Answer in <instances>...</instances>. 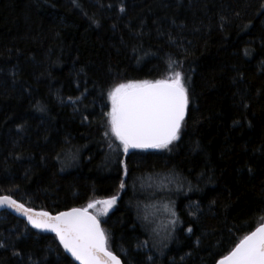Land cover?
Here are the masks:
<instances>
[{"label": "trees", "instance_id": "trees-1", "mask_svg": "<svg viewBox=\"0 0 264 264\" xmlns=\"http://www.w3.org/2000/svg\"><path fill=\"white\" fill-rule=\"evenodd\" d=\"M177 71L181 138L124 155L109 91ZM0 195L52 213L118 195L100 221L124 264H217L264 223V0H0ZM0 243V264H79L6 209Z\"/></svg>", "mask_w": 264, "mask_h": 264}, {"label": "snow or ice", "instance_id": "snow-or-ice-1", "mask_svg": "<svg viewBox=\"0 0 264 264\" xmlns=\"http://www.w3.org/2000/svg\"><path fill=\"white\" fill-rule=\"evenodd\" d=\"M190 79V76L185 77L177 71L167 79L119 83L109 91L111 110L106 114L107 125L124 155L132 149H168L181 138L190 105L186 87V80ZM40 110L44 111V108ZM109 131L104 135L108 136ZM78 152V149L75 152L69 150L66 156L76 159ZM123 171L127 176L126 164ZM120 187H125L124 181ZM116 202L117 197L113 196L89 203L87 208H72L52 215L45 211L36 212L13 199L12 195H0V208L7 207L20 213L35 229L54 232L63 248L80 264H121V260L107 248L108 236L100 219L88 211L102 204L103 214L107 215ZM172 216L170 223L174 229L177 223L175 212ZM0 247L5 245L0 243ZM218 264H264V226L240 240Z\"/></svg>", "mask_w": 264, "mask_h": 264}, {"label": "rangeland", "instance_id": "rangeland-1", "mask_svg": "<svg viewBox=\"0 0 264 264\" xmlns=\"http://www.w3.org/2000/svg\"><path fill=\"white\" fill-rule=\"evenodd\" d=\"M117 202H118V198L119 196L117 195ZM106 199H109V198H106ZM106 199H102V200H106ZM102 200H96V201H102ZM95 202V201H93ZM91 202V203H93ZM117 202L116 204L108 211V213L113 209L115 208V206L117 205ZM157 208V211L158 213L160 214H172V212H174V210H172L170 208V205L168 204V202H164L159 206V207H156ZM92 212L94 215H96L99 219L100 218H103L105 215L103 214V205L102 204H97L95 208H92Z\"/></svg>", "mask_w": 264, "mask_h": 264}, {"label": "water", "instance_id": "water-1", "mask_svg": "<svg viewBox=\"0 0 264 264\" xmlns=\"http://www.w3.org/2000/svg\"><path fill=\"white\" fill-rule=\"evenodd\" d=\"M187 114H188V112H187ZM187 114H186V117H187ZM186 119V118H185ZM13 199H15L14 197H13ZM15 200H17V199H15ZM18 201V200H17ZM19 203H22V202H20V201H18ZM25 205V204H24ZM26 207H28V208H31V209H33L34 211H36V212H40V211H45V212H49L50 214H52V215H56V214H58V213H52V212H50V211H48V210H42V209H36V208H32V207H29V206H27V205H25ZM1 209H6V210H8L9 212H11L12 214H14V215H16V216H18V217H20V218H22L23 220H25L26 222H28L27 221V218L25 217V216H23V215H21L20 213H17V212H15V210H13V209H9V208H7V207H5V208H0V210ZM69 211V210H68ZM90 213H92L93 214V212H91L90 210H88ZM63 212H66V211H63ZM60 213V212H59ZM101 222V221H100ZM28 224H30V223H28ZM31 225V224H30ZM32 226V225H31ZM261 226H264V223L263 224H261L260 226H258L257 228H259V227H261ZM101 227L103 228V226H102V223H101ZM256 228V229H257ZM255 229V230H256ZM37 230H40V229H37ZM254 230V231H255ZM41 231H44V230H41ZM44 232H49V233H53V234H55L54 232H51V231H44ZM252 233V232H251ZM250 233V234H251ZM249 234V235H250ZM56 235V234H55ZM107 248H108V242H107ZM108 250L109 251H111L114 255H116L120 260H121V264H124V262L122 261V259L114 252V251H112V250H110L109 248H108ZM67 252V251H66ZM68 253V252H67ZM70 256H71V254L70 253H68ZM74 258V257H73ZM75 259V258H74ZM76 260V259H75ZM77 261V260H76ZM220 261V260H219ZM218 261V262H219ZM79 264H80V262L79 261H77ZM218 262H217V264H218Z\"/></svg>", "mask_w": 264, "mask_h": 264}]
</instances>
